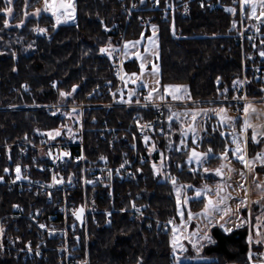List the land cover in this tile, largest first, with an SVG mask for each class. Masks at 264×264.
<instances>
[{"label":"trees","instance_id":"16d2710c","mask_svg":"<svg viewBox=\"0 0 264 264\" xmlns=\"http://www.w3.org/2000/svg\"><path fill=\"white\" fill-rule=\"evenodd\" d=\"M41 1L13 0L10 16L0 11V145L35 136L36 132H50L67 124V119L59 113H52L53 110L20 109L22 106L59 104L63 102L61 91L71 92L70 102L75 104L108 102L109 96L100 98L101 87L106 82L116 84L111 61L99 50L108 44H118L119 35L104 25L124 23L122 0H75V23L55 28L50 14L42 12L37 17L30 16ZM7 6L5 0H0V9ZM24 12L29 15L25 17ZM245 18L248 19L247 7ZM4 19L9 21L7 28L4 27ZM21 19L25 22L17 28L16 24ZM154 25L159 38L157 63L160 84L186 86L192 102L187 106L195 107L196 102H201L200 106L207 105L205 102L220 99L224 89H230L234 81H239L240 52L235 44V16L232 13L204 11L193 4L189 15L176 19L172 26L159 22ZM35 27L44 28L46 32L37 33L32 30ZM149 34L150 27L141 28L133 22L127 29L126 40ZM123 65L125 73L138 70L134 61H124ZM24 85L28 86L27 92L22 89ZM73 85L77 86L75 91H72ZM247 94L262 97L264 86L250 82ZM6 107L18 109L5 110ZM135 114L144 119L151 118L149 111L124 107L86 110L87 156L95 159L109 152L108 143L97 139L96 131L103 122L109 128H124ZM240 126L241 119H237L234 129L238 131ZM205 129L201 149H212L205 164L209 168L220 160L226 148H231V134L226 133L213 118L208 120ZM181 137L178 126L174 122L169 124L166 119L164 134L151 140L164 156L163 170L167 178L163 181L154 173L155 154L150 156L144 146L142 151L147 161L141 168L140 178L118 188L122 196L125 191L132 196L141 195L139 203L144 207V219L130 221L127 215L118 214L103 228L91 225L87 250L82 249L87 264H137L138 260L142 264H173L171 226L164 224L168 218L173 223L179 220L172 179L175 178V185H190V194L193 188L217 180L209 172L192 171L188 165L190 149H179ZM247 145V156L252 159L261 152L264 142L254 143L249 135ZM16 198L15 193L2 194L0 216L11 208ZM203 206V200L190 202L193 211ZM210 235L215 243L203 246L198 254L187 250V260L181 264H250L245 227L230 233L213 228ZM0 264L62 263L53 257L47 262L5 258L0 260Z\"/></svg>","mask_w":264,"mask_h":264},{"label":"built area","instance_id":"2783aa9c","mask_svg":"<svg viewBox=\"0 0 264 264\" xmlns=\"http://www.w3.org/2000/svg\"><path fill=\"white\" fill-rule=\"evenodd\" d=\"M193 4L204 11L219 10L235 16L234 38L240 52L239 81L242 83L224 89L218 102L228 106L235 119L245 116V104L264 102V96L251 97L247 94L250 82L264 86V56L260 55L264 51V19H246V7L242 12L240 0H122L124 23H113L108 29L119 35L118 44L114 47L116 50L111 57L107 56L116 84L106 82L99 92L100 98L109 96L110 101L66 107L44 105L40 109L79 110L80 117L70 120L73 137L52 140L36 133L35 136L0 145V176L4 177L0 181V199L3 193H15L17 196L11 208L0 216V227L4 229L0 233V260L47 262L54 257L62 264H87L82 249L87 250L91 225L103 228L118 214L127 215L130 221L144 219V207L139 203L141 195L132 196L125 191L122 196L118 188L140 178L141 168L147 161L142 151L144 137L152 140L164 134L166 109L170 103L147 101L148 95L144 91L132 100L121 98L124 97L121 91L123 43L130 23L135 22L141 28L152 27L157 22L172 26L176 19L189 15ZM229 8L235 11H226ZM22 89L27 92L28 86L24 85ZM114 107L149 111L151 118L144 119L135 114L124 128H109L103 122L96 131L97 139L108 143L109 152L91 159L85 148V111ZM64 152L69 155L61 156ZM17 165L21 169L22 178L19 180L16 179ZM53 176L62 182L54 184ZM80 207L84 208L82 224L73 216V212ZM169 221H172L171 218L164 224L169 225ZM252 258L256 262L262 259L257 254Z\"/></svg>","mask_w":264,"mask_h":264},{"label":"rangeland","instance_id":"374dc122","mask_svg":"<svg viewBox=\"0 0 264 264\" xmlns=\"http://www.w3.org/2000/svg\"><path fill=\"white\" fill-rule=\"evenodd\" d=\"M43 3H44V0L41 1V3L39 4V6L37 8H42ZM73 3L75 5V9H76L75 0H73ZM245 7L248 8V13H249L251 11L250 7L248 5H245ZM37 8H35V9H37ZM35 9L31 12L30 16L37 17L35 15H32V13L35 11ZM259 12H260V9H259V6H257V15H259ZM45 13L51 15L50 12H45ZM7 16H10V14H8ZM263 18L264 17H261L260 20ZM75 19H76V11H75ZM251 19L257 21V19H255V18H251ZM54 21H55V18H54ZM74 23H75V20L69 21L68 23H61L59 25H70V24H74ZM106 26H108V25H104V28H106L108 30L110 25H109V27H106ZM171 33L173 34V29H172ZM149 37H153V27H150V34L148 36L141 35L137 39H129V40L124 41V43H123V48H122L123 59H124V61H134L136 63L138 70L136 72H131V73H137V75L140 76V79H138L136 81V83H133L132 82L133 78L130 76L131 73H125V71H123L122 76L124 77V79H122L123 87H122L121 91L124 92L123 93L124 97H121V98L124 101L125 100L126 101L132 100L135 96H137L136 94H138L142 91H144L148 95L149 91H151L152 88H154V87L157 88V92L153 93L152 97L150 99H147V101L170 103V106H168V108L166 109L168 112V116L165 119L168 120L169 124L171 122H174L178 126L179 131H181V135H182V133H184V135H182V137L180 139V143H179V149H181V150L190 149V151H191L193 148H195L196 151H198V152H207V150L201 149V147H202L201 141L203 138V134L206 133V129H205L206 123L208 122V120H210L212 118L214 120H216L217 125H220L225 130L226 133L229 132L231 134L230 135L231 148L228 149L229 151L227 153V158L224 160H221V159L218 160L216 164H214L212 167L208 168L210 170L209 174H212V176L217 177V180L212 182V183H205V184L201 185L200 187L193 188V193H191V194L188 192V190L191 188H184L183 191L181 192V199L184 196H187L189 198V201L186 205H182V207L180 209V211L183 213V216L178 214V211H177V216L179 218L178 222L170 223V226H171L170 240H171L172 235H173L172 228H173V226H176V228H177L176 235L178 237H180V243L184 245L186 251L191 250L195 254H198L201 251L202 247L200 248V251L197 252L196 249H194L192 247V244L189 242V240L185 238L191 232H198L201 235L203 234V232H208L210 235V231L213 228H219L223 232H225L224 229L221 228L219 226V223H218V221H221V215L223 214L222 212H212L211 213L212 223H211V226H208V222L206 220H204L203 217L196 215V214L201 213L204 206L200 210H197V211H193L190 209V202L192 200H203L204 204L206 202L203 196H201V197L195 196V190L196 189H201L205 185H207V187L210 190L207 193V195L209 196V198L215 200L216 199L217 186L219 185L221 187H224V192L221 193V195H225V196L229 197L228 199H225L224 204L220 206L221 209H223V208H231L232 209V212L229 213L228 215H226L224 217V221H221V222L225 223V227L231 228L232 230H234L237 228H241V227L235 226L237 223H239V220L237 219L238 216L241 219H246L248 222L245 223L242 227H245L247 229L248 237L250 234L252 237L251 243L248 240L249 251L251 250L252 256L254 254H257V255L261 256L262 259H264V220H262L260 222L257 221V217L264 215V210H262V207H261L262 205H264V190L256 187L257 184L264 185V174L262 175V173H264V169H262V167L259 163H256L254 171L249 172L248 169L245 168L244 165L239 161V159L236 156H233L231 154V150L236 147V145H234L232 143L233 136L240 137L241 140L243 139V137H241V134L239 131L240 128L238 129V131L234 129V126L237 123V119L233 118V116L229 112V108L226 105L218 102L220 99L205 102V103H207V105L200 106L199 104H201V102H196L195 107L187 106V104L192 103L187 98L188 90H187V95H185V98L180 99V100H173L170 95H167L163 92V88H162L161 84L156 85L155 81L157 79L160 80V74H158V76H154L152 74V66L154 64L158 66L157 61H158V54H159V38H158L157 26H156V30H155V37H154L155 43L154 44L149 41ZM136 41H139V44L135 45V47H133L132 45H129V48L127 50V55H125L124 44L126 42H136ZM114 47H116V46H113V48ZM145 49H147V51H145ZM103 54L106 56H109L106 53H103ZM137 54L140 55L141 59H137ZM141 60H143L144 64H145V70L142 74L140 72ZM145 85H147V87H145ZM184 87H186V86H184ZM186 89H187V87H186ZM130 93H132V94L129 95ZM181 94L184 95L183 90H181ZM160 95L164 96L163 100H161L159 98ZM62 98H63V102L56 104V105L53 104V105L55 107H66V106H72V105H80L78 103L75 104V103L70 102L71 95L67 96V97H62ZM47 105H49V104H47ZM249 105H251V109L248 113V119H249L250 123L253 124L254 126H258V130L260 128H264V102L249 104ZM43 106L44 105H34V103H33V105H31V106H25L24 105L20 109H22V108L23 109L24 108H33V109L42 110L40 108ZM221 108H223L225 111H224V113H221L220 115H223L225 117H230V118H232L231 120L224 122V123L221 122L220 115H218L219 110ZM252 109H254V111ZM194 111L197 113L195 121H193V119H192V113ZM51 112L52 113H59L62 117L67 119L66 125L60 126L57 129H55V130H59L61 132V135L57 136L55 138L63 137V138L69 139L70 137H73V128L71 126L70 120L74 119V118L77 119V117L78 118L80 117V116H78L79 110H77V111H73V109H68L66 111L53 110ZM169 117H172V119H169ZM244 118H245V116L242 117L241 120L244 121ZM190 124L194 125V127L196 129L195 136H196L197 142L195 144L192 143L193 133L188 131V125H190ZM242 126H243V124H241V127ZM249 130L251 132V129H249ZM62 131H65V132L62 133ZM36 133H38V132H36ZM46 133H48V132H46ZM46 133H38V134H41L42 136L47 137V139H50L47 135H45ZM249 135H251V134H248L247 137ZM182 139L184 141V144H181ZM262 139H264V138H262ZM262 141L264 142V140H262ZM145 144L148 146L149 155L153 156V154H155V163L153 165L154 173L158 174V176L161 177L162 181L166 180L167 174L163 170V157H164L163 154L161 153L160 150H158V147L155 146L151 140L145 141L144 146H145ZM241 146H242V148H244L245 155L248 158V156H247V150H248L247 143H246V145L242 143ZM261 152H264V146H263ZM208 160L209 159H207V161ZM206 162L201 165V164H197L195 161L190 162L188 160V165L192 169H196V171L197 170L204 171ZM221 164H224V165H227L228 167H231L233 169V171L229 172L228 167H225L223 169V172H224L223 177L217 176L213 170L216 169L217 167H220ZM241 172L244 173L243 177L240 175ZM253 177H255V179H253ZM241 184L243 185V188L240 187ZM181 186H185V185L173 186L176 204H177V193H176L175 189L180 188ZM245 190H247L246 197H245ZM245 198L248 201L247 206L246 207L241 206L239 208V211H237L239 202L241 200H244ZM256 201H258L259 203H254ZM189 212H191L194 215V218L191 221L187 220V216H188ZM182 221H183V223H182ZM225 233H230V232H225ZM257 240H260L261 243L257 244L256 243ZM200 243L203 246L209 244L206 241H201ZM186 251L181 255L179 253V250H177V254L181 255V262L187 260V259H185ZM248 259H249V254H248ZM249 262H250V264H259V261L256 262L255 259L252 257H251V261L249 260ZM81 264H83V263H81Z\"/></svg>","mask_w":264,"mask_h":264},{"label":"snow or ice","instance_id":"6c2138e0","mask_svg":"<svg viewBox=\"0 0 264 264\" xmlns=\"http://www.w3.org/2000/svg\"><path fill=\"white\" fill-rule=\"evenodd\" d=\"M157 2H159V0H157ZM11 3H12V0H5V4L9 5V6L3 8V9H0V11L4 12L6 15L11 14L13 11L12 7L10 6ZM240 4H241V11L242 12L244 11L245 5H248L250 7L251 11L248 13V17L250 19L255 18L257 20H260L261 17H264V0H240ZM257 6H259V9H260L259 15H257ZM75 11H76V9H75V5L73 3V0H44L43 7L35 9V11L32 13V15L39 16L41 14V12H50L51 15L55 18V23L53 24V28H55L57 25H59L61 23H68L69 21H74L75 20ZM226 11L234 12L235 10L229 8V9H226ZM28 15H29L28 12H24L25 17H27ZM24 22L25 21L23 19H21L19 21V23L16 24V27L19 28L21 25L24 24ZM3 24H4V27L7 28L9 26L8 19H4ZM233 26H235V25H233ZM152 27H153V37H149V41L154 44L155 43L154 37H155L156 26L153 25ZM32 30L37 32V33H45L46 32V29L40 28V27H35ZM262 43H264V41H262ZM137 44H139V41L126 42L124 44L125 55H127V50L129 48V45H132L133 47H135V45H137ZM29 47H31V45H29ZM115 50L116 49L113 48V46L111 44H108L106 47L100 48L99 51L101 53H106L109 55V57H111L112 52ZM145 51H147V49H145ZM13 55H15V54H13ZM260 55L264 56V51L260 52ZM137 59H141L139 54H137ZM144 70H145V64H144V61L141 60V64H140L141 74L144 72ZM152 74L154 76H158V74H159V68L155 64L152 66ZM130 76L133 78L132 79L133 83H136V81L138 79H140V76H138L137 73H131ZM121 79H124V77L122 76ZM155 83H156V85H160V80L157 79L155 81ZM233 83L235 85V84L242 83V82L234 81ZM53 86L55 87V85H53ZM76 87L77 86L73 85L72 91H75ZM145 87H147V85H145ZM162 88H163V92L167 95H170L173 100L183 99V98H185V95H187V89H186V87H184L182 85H171V84L162 85ZM181 90H183L184 95L181 94ZM225 91H227V90H225ZM156 92H157V88H155V87L152 88L151 91H149L148 97H146V99H150L152 97L153 93H156ZM71 94H72L71 92H64V91L60 92L61 97H67V96H70ZM131 94L132 93H130L129 95H131ZM159 98L161 100H163L164 96L160 95ZM187 98L191 99L190 96H187ZM250 109H251V105L245 104V106H244L245 118H244L243 126L240 129V134H241V137H243V139L241 140L240 137L233 136L232 143L234 145H236V147L231 150V154L233 156H236L239 159V161L244 165V167L248 169L249 172H252L255 169L257 161H259L261 166H264V152H259L252 159H248L245 155V150H244V148H242L241 145H242V143L246 145L248 137L245 136L244 134L249 129H251V140H252V142L259 143L260 139L264 138V128H260L258 130V126H254L253 124L250 123V121L248 119V113H249ZM252 110L254 111V109H252ZM73 111H75V110H73ZM224 111L225 110L223 108H221L219 110L218 115H220L221 113H224ZM196 115H197V113L194 111L192 113L193 121H195ZM169 119H172V117H169ZM220 119H221V122L224 123V122L231 120L232 118L220 115ZM146 126H150V125H146ZM188 131L193 133L192 143L195 144L197 141H196V136H195L196 129H195L194 125H192V124L188 125ZM45 135H47L50 139H55V137L61 135V132L59 130H54V131H50V132L46 133ZM182 135H184V133H182ZM221 135H223V133H221ZM144 139H145V141H147L149 138L147 136H145ZM181 144H184L183 139L181 140ZM177 150H179V149H177ZM228 151L229 150L226 148L225 153L221 154V156H220L221 160H224L227 158ZM211 153H212L211 148L208 149L207 152H198V151H196L195 148H193L188 154V160L190 162L195 161L197 164L202 165L203 163H205L207 161V159L210 158ZM48 155L51 156V153L49 152ZM68 155H69V153H67V152L61 153V156H68ZM57 159H59V157H57ZM225 167H228V166L221 164L220 167H217L213 171L215 172V174L217 176L223 177V175H224L223 169ZM4 171L7 172L8 169L5 168ZM15 171H16V179L17 180L21 179L22 178L21 177V169H20L19 165L16 166ZM192 171H196V169H192ZM209 171L210 170L208 168H206V167L204 168L205 173H208ZM228 171L231 172V171H233V169L231 167H228ZM240 175L243 177L244 173L241 172ZM23 178L27 179V177H23ZM3 179H4V177L0 176V181H2ZM253 179H255V177H253ZM61 182L62 181L57 180L56 177L53 176V183L54 184H59ZM85 182L90 183V181H85ZM172 183L175 186V184H176L175 178L172 179ZM240 187L243 188V185L241 184ZM256 187L264 190V185H262V184H257ZM184 188H191V186L185 185V186H181L180 188L175 189L176 193H177V211H178V214H180L181 216H183V213L180 211L182 205H186L189 201V198L187 196H184L181 199V192L183 191ZM209 191L210 190L207 187V185H205L201 189L195 190V196L196 197L203 196L205 201H206L204 204V208L202 209L201 213L196 214V215L203 217L204 220H206L208 222V226H211V223H212L211 213L212 212H222L223 214L221 215V221H224V217L226 215H228L229 213H231L232 209L231 208L221 209V207H220L221 205L224 204L225 199L229 198L225 195H221V193L224 192V187H221L219 185L217 186L216 199L215 200L209 198V196L207 195V193ZM246 195H247V190H245V197H246ZM254 203H259V202L256 201ZM247 204H248V201L246 198L244 200H241L239 202L237 211H239V208L241 206L246 207ZM13 207H18V206L14 205ZM133 207H135V206L133 205ZM261 207H262V210H264V205H262ZM137 211H139V209H137ZM83 212H84L83 207H80L73 212V216L76 218V220L81 221V223H83V219H82L83 218ZM109 215H110V213H109ZM193 218H194V215L191 212H189L188 216H187V220L191 221ZM237 219L239 220V223H237L235 225L236 227H242L245 223L248 222L246 219H241L239 216L237 217ZM262 220H264V215L257 217L258 222H260ZM221 221H218L219 226L221 228H223L225 232H231L232 229L225 227V223L221 222ZM168 223H172V221H169ZM182 223H183V221H182ZM40 227L44 228L45 225H40ZM3 231H4V229L2 227H0V233H2ZM176 232H177V228H176V226H173V228H172L173 235H172V238L170 240V246L172 248L173 264H181V255L186 251V249H185L184 245L180 243V237H178L176 235ZM185 238L189 240V242L192 244V247L194 249H196L197 252H199L200 248L203 247V245L200 243L201 241H206L208 243H215V241L212 240V238L208 232H203L202 235L199 234L198 232H191ZM248 240L250 243L252 242L251 234L249 235ZM256 243L259 244V243H261V241L257 240ZM29 250H31V249H29ZM177 250H179V253L181 255L177 254ZM37 255H39V252H37ZM251 257H252V253L250 250L249 251V260L250 261H251ZM185 259H187V257H185ZM137 264H142V261L138 260ZM259 264H264V259H261L259 261Z\"/></svg>","mask_w":264,"mask_h":264},{"label":"crops","instance_id":"0c3cea01","mask_svg":"<svg viewBox=\"0 0 264 264\" xmlns=\"http://www.w3.org/2000/svg\"><path fill=\"white\" fill-rule=\"evenodd\" d=\"M243 120H241V124H243ZM240 129H241V126H240ZM240 131V130H239ZM248 134H251V132H250V130H248L246 133H245V136H247ZM260 140H264V139H260ZM256 163H259V161H257ZM260 164V163H259ZM262 167V169H264V166H261ZM264 173H262V175H263Z\"/></svg>","mask_w":264,"mask_h":264},{"label":"water","instance_id":"95a60500","mask_svg":"<svg viewBox=\"0 0 264 264\" xmlns=\"http://www.w3.org/2000/svg\"><path fill=\"white\" fill-rule=\"evenodd\" d=\"M79 224H82L81 221H79Z\"/></svg>","mask_w":264,"mask_h":264}]
</instances>
